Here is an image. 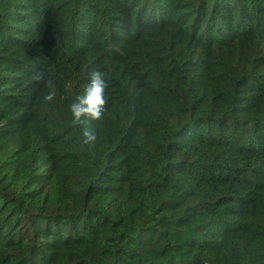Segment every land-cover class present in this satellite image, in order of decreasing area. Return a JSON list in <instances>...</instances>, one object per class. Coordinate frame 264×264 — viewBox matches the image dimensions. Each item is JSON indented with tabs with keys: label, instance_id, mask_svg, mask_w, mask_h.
Here are the masks:
<instances>
[{
	"label": "trees",
	"instance_id": "1",
	"mask_svg": "<svg viewBox=\"0 0 264 264\" xmlns=\"http://www.w3.org/2000/svg\"><path fill=\"white\" fill-rule=\"evenodd\" d=\"M0 264H264V0H0Z\"/></svg>",
	"mask_w": 264,
	"mask_h": 264
},
{
	"label": "clouds",
	"instance_id": "2",
	"mask_svg": "<svg viewBox=\"0 0 264 264\" xmlns=\"http://www.w3.org/2000/svg\"><path fill=\"white\" fill-rule=\"evenodd\" d=\"M33 81L44 84L49 90L44 95L45 102H52L56 97L53 81L44 70L36 71L32 76ZM105 74L99 70H92L89 74V82L84 87L83 93L75 97V101L70 105L73 123H81L83 117L91 120H100L105 110L107 100L105 90L108 88ZM85 139L82 144H89L96 140V134L91 129H86L83 133Z\"/></svg>",
	"mask_w": 264,
	"mask_h": 264
}]
</instances>
